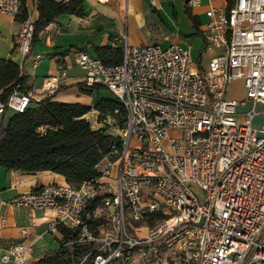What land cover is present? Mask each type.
I'll use <instances>...</instances> for the list:
<instances>
[{
	"label": "built area",
	"instance_id": "built-area-1",
	"mask_svg": "<svg viewBox=\"0 0 264 264\" xmlns=\"http://www.w3.org/2000/svg\"><path fill=\"white\" fill-rule=\"evenodd\" d=\"M23 1L0 0V15L23 16L12 53L26 59L35 22ZM205 16V67L179 44L131 47L126 38L117 65L74 55L84 88L109 91L126 111L123 124L117 111L98 123L110 145L97 177L0 200L2 208L52 212L49 231L75 233L65 247L90 248L66 264H142L165 255L172 264H264V122L252 126L264 117V0H226L220 8L209 0ZM60 73L43 79L45 92L60 89ZM238 82L241 99L228 95ZM33 97L14 91L0 103V125ZM7 227L0 216V264H39L27 260L24 242H3Z\"/></svg>",
	"mask_w": 264,
	"mask_h": 264
},
{
	"label": "crops",
	"instance_id": "crops-1",
	"mask_svg": "<svg viewBox=\"0 0 264 264\" xmlns=\"http://www.w3.org/2000/svg\"><path fill=\"white\" fill-rule=\"evenodd\" d=\"M185 1L157 0L153 8L149 0H86L83 3L84 16H60L37 35L26 59L25 71L29 76V90H33V102L52 96L53 102L94 107L100 98L111 99L112 96L108 95L98 97L100 90L93 91L91 97L79 92L77 85L82 83L84 73L75 66L73 59L77 52L97 56L95 48L121 49L124 38L131 47L158 45L166 48L170 44H179L189 49L196 64L205 67L208 57L201 52L204 43L202 31L207 22L205 12L209 0H202L198 8L190 9L199 24V35L185 14ZM24 3L26 11L36 22L37 0H24ZM210 3L220 8L226 5V0H210ZM22 18L12 19L0 15V61L10 60L19 68L25 59L13 56L12 52L21 30ZM61 69H65L66 79L60 89L54 93L45 92L42 88L43 79L61 77ZM9 117H4V123ZM258 118L264 122L263 116ZM52 184L67 183L62 176L51 172L22 173L0 167V200ZM0 216L6 217L8 224L1 232L3 242H24L31 248L26 255L29 262H41L46 254L59 248L61 235L57 228L48 230L53 219L52 212L31 213L18 208L0 207Z\"/></svg>",
	"mask_w": 264,
	"mask_h": 264
},
{
	"label": "trees",
	"instance_id": "trees-1",
	"mask_svg": "<svg viewBox=\"0 0 264 264\" xmlns=\"http://www.w3.org/2000/svg\"><path fill=\"white\" fill-rule=\"evenodd\" d=\"M85 1L37 0L38 19L34 23L30 51L37 35L56 22L60 16H84ZM25 12L23 1V14ZM185 14L199 35V24L187 6V0ZM94 50L105 65H117L121 62L120 48L102 47ZM26 59L21 68L10 60L0 61V103H5L14 91L22 94L29 91V76L25 71ZM77 88L81 94L93 96V91L85 89L82 83L78 84ZM52 99L50 96L39 102H32L24 113L12 115L6 123L3 119L0 125V167L22 173L51 172L62 176L68 185L78 187L82 182L97 177L95 166L107 154L110 145V138L105 131L102 128L93 130L84 119L85 116L92 109L101 117L117 111V119L123 124L126 111L122 104L113 98H100L94 107L79 103L62 104L53 102ZM40 129L43 131L40 132ZM57 230L61 235L59 248L46 254L39 264H66L69 260L78 261L90 250L88 247L76 245L65 247L74 239L75 233L61 226H58Z\"/></svg>",
	"mask_w": 264,
	"mask_h": 264
},
{
	"label": "rangeland",
	"instance_id": "rangeland-1",
	"mask_svg": "<svg viewBox=\"0 0 264 264\" xmlns=\"http://www.w3.org/2000/svg\"><path fill=\"white\" fill-rule=\"evenodd\" d=\"M100 96L98 97H106V95L108 96H111V93L107 90H100ZM228 95H230L231 97H235L237 99H241L243 97V89H242V83L241 82H238V83H235L234 85L231 86L230 88V91L228 92ZM97 98V97H96ZM93 107V106H92ZM251 107V105H247L245 107H240L238 108V111L239 112H244L246 110H248L249 108ZM258 112L262 111V109L260 107H257V110ZM11 114L10 112L7 114V118L12 115H9ZM91 126V128L93 130H98L100 128L98 122H100V120L102 119L101 116H99L98 112L95 111L94 109L91 110V112L85 116L84 118ZM259 124H261V122L259 121V118L258 117H255L253 122H252V126L253 127H256L258 126ZM197 195H199L198 191L195 189L194 191ZM164 260L167 261V264H172L171 262H169L167 259H166V255L165 257L164 256H161V261H156V260H152L151 263L152 264H164Z\"/></svg>",
	"mask_w": 264,
	"mask_h": 264
}]
</instances>
